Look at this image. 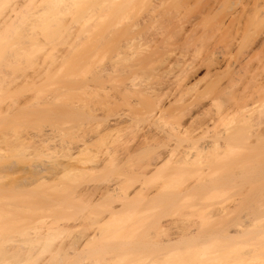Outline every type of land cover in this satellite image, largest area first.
Listing matches in <instances>:
<instances>
[{
  "label": "bare ground",
  "instance_id": "bare-ground-1",
  "mask_svg": "<svg viewBox=\"0 0 264 264\" xmlns=\"http://www.w3.org/2000/svg\"><path fill=\"white\" fill-rule=\"evenodd\" d=\"M24 1L17 2L3 19L0 40L12 36L9 29L21 19ZM54 1L56 6L68 3L83 8L92 4L98 9L106 4L116 6L121 0ZM128 1L119 3L130 5L131 14L142 4L165 7L171 2ZM237 1L238 5L264 6V0ZM226 2L185 0L183 4L221 7ZM124 5L117 7L120 10L109 20H85L77 34L63 42H39L30 36L32 41L27 39L15 54H0V100L4 101L0 117L10 116L24 127L10 137L8 145L21 153L20 160L29 161L21 171L29 172L28 177L0 184V196L39 198L34 200L45 199L50 204L68 201L75 210L110 202V208L102 212L105 217L131 212L146 218L149 216L144 215L152 217L159 210L161 219L157 212L158 220L140 218L139 223L146 231L163 233L177 226L181 219L177 214L199 215L202 222L186 227V232L178 229L175 232L182 234L172 236L175 232L170 231L171 237L166 232V241L161 238L164 252L156 250L161 247L160 239L156 249L158 240L148 243L160 255L170 249L230 250L237 243L232 250L241 248L247 238H255L259 244L264 239V96L239 84L233 74L221 75L222 64L233 67L237 63L220 52H205L201 57L191 53L187 38H173L162 12L154 14L150 9L153 12L144 19L125 23L124 13L129 8ZM181 28L185 32L190 29ZM199 63H205L207 73L217 76L204 87L190 82ZM7 68L19 74L12 78L5 72ZM29 142L31 147L26 145ZM247 185H255L248 188L253 191H247ZM225 192L233 194L229 197L232 203L236 201L232 206L231 200L228 206L211 203L214 195ZM248 199L251 207H247ZM254 213L258 215L253 218ZM258 219L263 220L260 225ZM257 226L261 227L251 231ZM144 243L141 249L145 251ZM261 244H253L254 249L248 245L253 250L244 253L243 259L263 258L258 252ZM150 249L146 252L149 256L159 254H150ZM211 253V261L218 259L217 252ZM160 255L152 260L163 258Z\"/></svg>",
  "mask_w": 264,
  "mask_h": 264
},
{
  "label": "rangeland",
  "instance_id": "rangeland-1",
  "mask_svg": "<svg viewBox=\"0 0 264 264\" xmlns=\"http://www.w3.org/2000/svg\"><path fill=\"white\" fill-rule=\"evenodd\" d=\"M22 1L24 0H0V24L14 8V5L17 6L19 3L17 5L16 3ZM30 1L31 0L24 1L27 4L22 10L21 19L15 23V28L9 29V34H12V36L0 40V54L6 56L15 54L17 50L26 45L24 42H26L27 39H30V41L37 40L39 42H46L48 40H56L58 43L63 42L77 34L79 28L85 24V20L89 19V21H92L96 20L95 18H99L103 21L105 19L109 20L110 15L112 17L116 11L120 10L117 9V7L120 8L124 5L123 3L125 2L126 4L128 0H121L123 3H119L121 1L117 0L119 1L117 3L121 6H117L116 3V6L115 4L113 6L109 4V6H111L109 7L106 6V4L104 6L102 5L103 7H97L98 9H96V6L90 4V8L88 6L83 7L85 10L82 6L65 4L64 2L62 3L65 5L59 4L56 6L55 4L57 2L54 0L53 2L46 0L49 3L45 0H32L34 3L31 2L28 4ZM138 1L139 0H137V2ZM141 1L143 2V0ZM173 1L171 0L170 2L172 4L169 3L168 6H163L164 8L152 5L150 7L149 5L145 7V4L141 5L139 3L141 9L138 7V10H134L132 14L131 6H128V4L126 6L124 5V9H126V7L129 8L125 10L126 13H124L126 18L123 14L125 18L124 22L128 23L133 19H144L148 12L151 13L154 11V14H158V12L160 14V12H162L161 15L163 19L165 21L168 20L167 23L171 25L170 29L172 31L171 35L173 34L174 36L173 38L176 40L184 39V37L185 39L187 38L191 53H196L201 57L205 52H220V56L232 62H236L237 64L233 67H227L225 64H222L219 73H221V75L233 74L237 76L239 78V84L242 86L245 85L250 91H254L255 94L257 93L256 96H264V6H259L258 8L257 5L247 6L240 3L238 5L237 0L232 1V3L235 2L234 4L231 3V0H227L228 3L225 0L227 4L224 3L221 7H217L216 5V7L212 6L214 4L203 3H200V6L196 3H189L190 5H186L187 3L183 4L185 0H175L174 3ZM179 1L180 3H177ZM128 2H130V0ZM85 7H88L90 10ZM144 7H149V9H145ZM143 8L144 10H142ZM40 14L43 15V17H40L42 19L39 18V16H42ZM170 20L172 24L169 23ZM33 21L34 24L38 23L31 25ZM174 23L179 24L180 27L176 24L177 26L175 25L176 27L172 29ZM181 26L190 29L185 32L182 30ZM28 34L29 37H32V40L31 37L27 38ZM30 34H33V36L38 39H34ZM44 39L46 41H44ZM6 71L11 74V77H15L16 74H19V71L13 68H7L5 69V72ZM0 75H2L1 72ZM216 79L217 76L215 74L207 73L205 63L196 65L190 75L191 84L198 87H204ZM11 99L12 98L7 101ZM3 102V100H0V107L3 105ZM262 104L263 103H260L261 107ZM23 128L24 127L19 126L10 116L0 117V184L11 183L22 177H28L27 173L29 172H25L26 174L21 172L22 165H25L28 160H26V162L20 160L21 153H18V156L17 152L10 150L8 145L11 141L10 137ZM26 145L31 147L32 143L29 142L26 143ZM39 175L42 176V174ZM247 186V191H253L255 187V185H253L254 187L250 185ZM249 187H253V189L251 188L248 190ZM230 195L232 196L233 194L231 193L228 195L225 192L218 196L214 195V197H211V200L209 198V200L211 203L214 202L217 204L216 202H218V204H225V206L229 204L231 200L229 206H232L236 201L232 203L233 199H231L232 197ZM233 198H236V200L238 199L237 196ZM34 199L39 198L30 199L0 196V264H149L152 262L158 263L159 261V264H264V239L262 241L259 239L261 241L259 244L263 243V245L261 244L262 246L259 248L260 251L258 250L263 258L259 259L260 257H258V260L256 259L257 261L250 260L251 262H246L248 260L245 259V261L243 259L244 253L248 254V251L252 252L250 249H252V247L253 249L256 248L259 244L255 242V238L251 239L250 237V239H247L249 241L253 240L251 242H254L253 244H256V246L245 239L248 245L251 244V246H253L245 245V242L243 243L245 246L240 243L242 245L241 248L234 247L235 249L232 250L231 247L237 243L234 245L232 244L233 246L231 245L230 250L225 248H196L193 250L188 249L187 251H177V249L172 251L170 249L171 252H167L168 255H164L167 253L160 255L157 251L163 250L162 245H164L161 238L164 240L165 238L163 237L168 233L167 231H169L170 234L171 230H167L163 233L156 229L155 231L151 230L152 233L151 231H146L147 229L141 227L139 223L140 218L145 219V222L151 218L148 220L151 222L152 218L158 215L156 213H160L159 210L153 213L155 216H152L154 210L151 212L152 217H150V214L144 215L149 216L146 217L148 218L147 220L142 217L143 214L131 212L105 217L107 216L105 215L106 212H102L108 210V207L110 208L108 205L112 204L110 202L104 203L105 205L107 204V209L103 203L101 204V202H99L87 209L75 210L70 207L73 203L69 202V205L68 201L50 204L48 201L46 202L45 199ZM208 201L204 202L207 203ZM246 202L247 207L248 204L250 207L252 206L249 199ZM208 204L211 205L210 203ZM50 206L52 207L50 208ZM259 209L258 214L263 211V207ZM208 213L210 214V212H207L203 216L208 218L206 217ZM256 213L251 214L253 218L257 217L258 214L256 215ZM263 214L262 212V215ZM163 215L162 213V217ZM180 215L181 216L177 214L178 218L181 219L178 220L177 218L179 222L177 223V221H175L177 226L175 224V227H171L173 230L171 232H175L179 229L184 233V231L186 232V229L189 228L188 226L198 224L197 222H202L200 218H198L199 215L197 217L195 215H192L195 217H188V215L185 216V214H183L185 217L182 216V214ZM160 216L161 213L158 216L159 219H161ZM158 217H156L157 220ZM263 220L261 219L260 221L258 219L257 221L259 222L257 225H260ZM259 227L261 226L253 227L251 231ZM175 228L177 229L175 230ZM182 228L184 231L181 230ZM181 232H178L179 234L176 232L172 233V236L173 234L180 235L182 234ZM167 236L171 237V234ZM257 236L262 237L261 235H256L257 239L259 238ZM167 238L168 237H166V239ZM151 241L154 243L158 242L156 243L157 245L155 244L156 246L154 249L159 247L160 243V249L157 248V251L152 249L153 247L150 249L148 243ZM144 242H146V246L150 249L149 251H154H151L150 254L157 252L159 253H155L157 258L158 255L163 258L159 257L158 260L155 258V261H153L152 257L155 254L149 256V254L146 253L148 248H145V251L142 250L144 249L142 247ZM168 250L169 249L166 251ZM214 251L218 253V259L211 261L209 258L212 256L211 252ZM162 252H164V250ZM217 253H215V255ZM156 255L154 257H156ZM5 259L6 261L9 260V262H5ZM202 259L206 261L204 262Z\"/></svg>",
  "mask_w": 264,
  "mask_h": 264
}]
</instances>
